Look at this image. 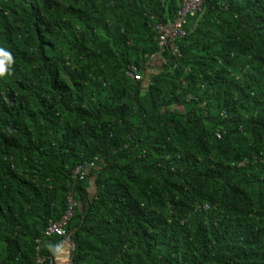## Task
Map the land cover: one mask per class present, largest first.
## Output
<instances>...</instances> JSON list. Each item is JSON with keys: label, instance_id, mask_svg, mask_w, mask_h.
<instances>
[{"label": "trees", "instance_id": "obj_1", "mask_svg": "<svg viewBox=\"0 0 264 264\" xmlns=\"http://www.w3.org/2000/svg\"><path fill=\"white\" fill-rule=\"evenodd\" d=\"M183 1L0 0V264H264V0Z\"/></svg>", "mask_w": 264, "mask_h": 264}, {"label": "built area", "instance_id": "obj_2", "mask_svg": "<svg viewBox=\"0 0 264 264\" xmlns=\"http://www.w3.org/2000/svg\"><path fill=\"white\" fill-rule=\"evenodd\" d=\"M204 0H184L182 4V8L178 11L176 18L171 23H161L156 26V30L158 32V45L161 48L168 46L170 43L174 42L175 39L179 37H183L186 35L185 26L188 23L190 17L196 16L202 8ZM173 54L178 55V48L173 49ZM127 77L138 81L141 79L139 73H137L136 68H129L127 73ZM96 166V160L91 161L89 163H85L81 165L73 171L75 176L80 178L88 177L92 170ZM76 206V201L73 198V195L70 194L68 196V207L64 216L58 221H51L47 226L44 235L46 237L50 236H59L62 237L68 246V250L70 253L75 249V244L72 241L73 231L69 230L68 224L74 215V208ZM37 264H43L45 258L40 255V243L41 240H37ZM71 263V261H70Z\"/></svg>", "mask_w": 264, "mask_h": 264}, {"label": "crops", "instance_id": "obj_3", "mask_svg": "<svg viewBox=\"0 0 264 264\" xmlns=\"http://www.w3.org/2000/svg\"><path fill=\"white\" fill-rule=\"evenodd\" d=\"M57 264H68L69 260L65 250L59 255L56 261Z\"/></svg>", "mask_w": 264, "mask_h": 264}, {"label": "clouds", "instance_id": "obj_4", "mask_svg": "<svg viewBox=\"0 0 264 264\" xmlns=\"http://www.w3.org/2000/svg\"><path fill=\"white\" fill-rule=\"evenodd\" d=\"M5 56H7V53H4ZM4 71L3 68V61H0V73H2Z\"/></svg>", "mask_w": 264, "mask_h": 264}, {"label": "rangeland", "instance_id": "obj_5", "mask_svg": "<svg viewBox=\"0 0 264 264\" xmlns=\"http://www.w3.org/2000/svg\"><path fill=\"white\" fill-rule=\"evenodd\" d=\"M69 264V263H68Z\"/></svg>", "mask_w": 264, "mask_h": 264}]
</instances>
